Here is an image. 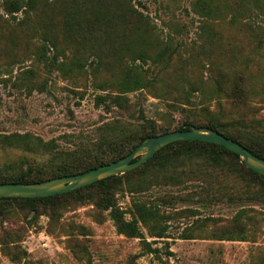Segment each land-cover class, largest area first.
I'll list each match as a JSON object with an SVG mask.
<instances>
[{"label":"rangeland","instance_id":"1","mask_svg":"<svg viewBox=\"0 0 264 264\" xmlns=\"http://www.w3.org/2000/svg\"><path fill=\"white\" fill-rule=\"evenodd\" d=\"M112 1L75 0V27L66 30L64 22L72 11L59 0H49L28 27L16 24L0 0V138L28 134L35 144L54 140L59 149L82 153L95 149L104 135L118 140L131 129L168 132L185 121L206 125L212 116L227 120L246 114L264 128V93L258 92L264 87V56L247 31L231 25L230 14L201 17L192 8L194 0H133L137 11L156 26L150 42L159 48L168 41L175 53L163 63L140 61L148 79L158 77L155 88L129 93L123 108L97 105L96 95L105 93L104 87L113 89L130 62L124 47L128 27L125 33L120 29L127 16L118 14ZM90 2L100 3V17L89 13ZM252 10L249 22L264 24V13ZM220 70L250 78L246 105L234 107L218 94L215 75ZM192 86L199 91L188 102L184 93ZM51 156L43 148L26 150L0 139V166L20 162L38 167L48 165ZM226 161L213 165L195 158L167 169L151 164L117 180L112 191L120 209L129 211L136 199L160 204L168 236L153 245L161 258L139 254L141 238L121 233L110 209L90 200L61 209L59 219L47 213L33 218V213L13 212L6 204L13 215L0 218V264H24L26 259L28 264H264V188L243 168L242 157ZM242 212L245 216L237 221ZM242 227L245 240L211 236ZM143 230L153 239L145 226ZM186 232L194 238H184ZM9 243L18 249L14 253L19 260L4 253Z\"/></svg>","mask_w":264,"mask_h":264},{"label":"trees","instance_id":"2","mask_svg":"<svg viewBox=\"0 0 264 264\" xmlns=\"http://www.w3.org/2000/svg\"><path fill=\"white\" fill-rule=\"evenodd\" d=\"M59 2L66 8L70 7L72 11L64 22V26L67 28L66 30H71L75 27L73 23L76 20L73 12L76 11L77 4L75 0H59ZM90 3L86 4L89 13L97 15V18L100 17L101 11L96 10L98 8L97 5L99 6L100 3H91L92 5ZM48 4L49 0H5L4 9L7 14L14 16L15 21L18 22L16 24L28 27L29 21L33 20L37 14L43 12V8ZM112 5L111 7L118 14L121 12L124 18L127 16L126 20L123 19L121 21L120 29L125 33V27H128L126 30L128 35L125 36L129 43L124 47L127 53L126 56L130 62L123 68L122 73L114 83L113 89L104 87L105 93L96 95V104H102L108 109L112 107H125L128 104V94L131 92L145 88H155L158 77L154 76L148 79L147 75H145L146 68L143 67L140 61H147L148 59L154 63H163L168 60L170 61L175 53L172 50V44H169L168 41H165L166 43L159 46V48H156V45L150 42L151 37L155 34L156 26L149 17L146 19L142 13L137 11L133 0H113ZM254 7L259 9L261 13H264V0H194L192 6L197 14L205 18H224L230 14L229 22L231 25L247 31L251 41H253L254 48L264 56V24L249 22L251 20L247 18L249 14H252ZM18 13H21L22 16L18 17ZM124 14L126 15L124 16ZM132 17H134V21L136 22L132 20ZM107 26V28L111 27L109 24ZM77 27L81 32H85L83 24ZM51 43L55 46V43ZM249 80L250 78L247 75H243V73L239 75L237 73L232 74V72H227V70L218 71L215 75L217 92L226 99L224 97L219 98H223L234 107H240L242 103L246 105L252 91V88H249ZM263 88L260 87L262 90L258 92L264 93ZM193 90L194 87L192 86L191 91L186 90L184 93L188 102L192 101L191 97L194 94L193 92L199 91L198 88L196 89L197 91ZM158 97L161 96L158 95ZM173 100L176 102L178 99L175 98ZM172 104L174 103H170V106ZM222 105L223 102L220 100L218 107H222ZM194 126L211 127L237 140L256 155L264 158V128H262V123L257 119L248 120L246 114H240L235 118H229L227 120H223L218 116H212L206 125L185 121L177 129H191ZM155 128H148L149 130L144 133H139L137 130L131 129L128 132L121 133V138L118 140L104 135L101 138L102 140L96 144L97 147L95 149L91 150V148H86L82 153L76 148L59 149L54 140L43 141L41 139L35 144V141L31 140L28 134H4L0 138L3 144H16L31 151H37L43 148L51 152L52 156L49 158V163L52 164L46 163L48 165L42 164L44 166L25 167L20 162L6 163L0 166V183L43 181L54 177L81 173L102 164L119 160L131 153L145 138L167 132H158ZM122 129L123 131L125 130L124 127ZM228 157L241 159L239 154L215 142L202 140L175 141L165 145V147L157 151L147 162L131 171L101 179L69 192L41 197H0V218L13 215L11 211H6L9 209V206L6 204L10 205V209L13 212L23 211L33 213V218L47 213L52 215L53 218L59 219L61 217L59 214L61 209L69 207L73 202L91 200L99 208L110 209V215L115 220L117 228L121 233L127 236L141 238L142 249L139 254L155 253V255L161 258L159 247L153 245L158 239L168 236L167 226L163 221L164 217L161 213L160 204L136 199L133 201L129 211H124L114 201L113 186L121 176L138 172L151 164H157L161 169H167L175 162L202 158L213 165H226V159ZM242 165L248 175L264 188V174L254 169L252 170L244 161H242ZM2 204L4 205L1 207ZM126 212H130V216L132 217L126 218L124 216ZM243 216L245 214L242 212L235 219L241 221L240 218ZM252 218L249 217L248 219L253 221ZM143 226L147 228L148 235L153 239H148V236L143 230ZM211 236L217 239L228 240H245L248 238L245 227L236 230H223L220 235ZM183 237L194 238L192 232H186ZM7 246L3 249L4 253L15 261L19 260L20 257H17V253H14V250L18 249L12 250L10 243ZM167 253L169 255L174 254L170 249L167 250ZM23 257L25 258V256ZM28 262L29 260L26 259L24 264H28Z\"/></svg>","mask_w":264,"mask_h":264},{"label":"water","instance_id":"3","mask_svg":"<svg viewBox=\"0 0 264 264\" xmlns=\"http://www.w3.org/2000/svg\"><path fill=\"white\" fill-rule=\"evenodd\" d=\"M179 140H202L221 144L239 154L245 164L264 174V158L256 155L237 140L208 126H194L191 129L173 130L145 138L134 150L119 160L102 164L81 173L59 176L37 182L0 183V197L50 196L89 185L107 177L131 171L147 162L161 148Z\"/></svg>","mask_w":264,"mask_h":264}]
</instances>
